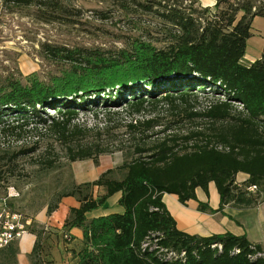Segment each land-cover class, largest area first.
Returning <instances> with one entry per match:
<instances>
[{
  "label": "trees",
  "instance_id": "trees-1",
  "mask_svg": "<svg viewBox=\"0 0 264 264\" xmlns=\"http://www.w3.org/2000/svg\"><path fill=\"white\" fill-rule=\"evenodd\" d=\"M115 1L126 11L133 7L154 13L168 43L158 48L136 38L125 47L106 50L43 46L60 67L47 80L36 72L0 80V136L20 141L27 133L44 130L64 146L69 164L97 163L108 151L95 142H81L80 136L88 131L75 122L82 104L107 96L113 107L125 106L139 115L145 105L177 100L188 128L173 129L178 133L152 141L179 122L146 116L129 120L125 128L132 151L123 154V165L93 183L72 181L48 207L47 215L64 197L79 202L63 225L64 231L82 230L75 264H264L262 247L244 236L199 237L179 231L162 203L163 194L176 195L181 204L196 200L195 189L207 191L210 182L217 189L220 207L212 210L200 203L199 211L214 214L226 204L248 208L264 200V49L260 59L249 66L242 63L252 20L264 18V0H215L211 8L195 7L196 0ZM4 5L41 6L49 15L65 11L60 0H0ZM198 92L212 97L199 110L188 105L189 97ZM158 93L164 94L162 99ZM158 127L161 131H154ZM34 148L16 155H27ZM47 159L43 165L51 169L54 162ZM238 173L248 176L240 187L235 185ZM250 186L257 187L255 194L247 193ZM95 187L104 194L93 198ZM116 193H121L122 213L86 218ZM151 234L158 236L159 247L184 251V262H164L154 252H142L141 243ZM13 243L0 254V264H17ZM213 244H220L221 251L212 249ZM234 249L239 253L232 254ZM40 250L35 244L31 264H51ZM255 253L263 257L251 261L248 256Z\"/></svg>",
  "mask_w": 264,
  "mask_h": 264
},
{
  "label": "rangeland",
  "instance_id": "rangeland-1",
  "mask_svg": "<svg viewBox=\"0 0 264 264\" xmlns=\"http://www.w3.org/2000/svg\"><path fill=\"white\" fill-rule=\"evenodd\" d=\"M207 1L196 0L194 6L201 8ZM60 2L65 11L53 15L41 6H0V80L10 74L23 77L33 72L47 80L49 75L56 74L60 63L46 54L43 46L47 45L106 50L125 47L136 38L150 41L158 48L168 43L161 19L154 13L133 7L130 11L123 10L115 0ZM160 93L158 97L162 99L164 94ZM211 99V96L198 92L189 97L188 105L197 110L203 109ZM81 106L83 109L78 110L75 122L88 129L80 136L81 142H95L108 151L101 156L117 155L123 161V154L132 151L131 137L126 134L125 128L129 120L146 116L157 117L163 123L179 122L164 135L153 136L152 141L188 128L184 108L177 100H160L156 104L145 105L139 115L125 106L113 107L107 96L97 103L92 98ZM46 113L56 115L52 110H46ZM154 131H161V127ZM21 139L16 141V137L0 136V193L6 186H13L18 191V197L10 203L11 210L31 219L30 231H36L37 217L46 215L48 207L57 202L58 196L68 191L72 176L64 146L48 132L38 130L23 135ZM178 145L182 147L179 142ZM33 147L35 150L32 153L16 155L20 150ZM47 158L54 162L51 169L43 165ZM40 247L42 257H45L49 246L42 244Z\"/></svg>",
  "mask_w": 264,
  "mask_h": 264
},
{
  "label": "crops",
  "instance_id": "crops-1",
  "mask_svg": "<svg viewBox=\"0 0 264 264\" xmlns=\"http://www.w3.org/2000/svg\"><path fill=\"white\" fill-rule=\"evenodd\" d=\"M215 0H208L202 7H213ZM251 36L246 42V50L242 63L249 66L260 59L264 49V18L255 17L251 23ZM120 156H99L97 163L93 160L76 161L70 163L72 181L76 185L93 183L108 170H115L123 165ZM248 176L238 173L235 177V185L240 187ZM104 194L99 187L93 189V198ZM264 195V194H263ZM196 200H188L181 204L178 197L173 194H163L162 203L175 221L176 228L188 235L210 237L230 233L234 236H244L250 243L260 245L264 250V200L255 206L237 208L232 204H226L221 212L210 214L199 211V204L207 205L212 210L220 207V197L213 182L207 185V191L201 188L195 189ZM121 193L109 197L103 207L86 214L88 220L120 214L123 209L118 200ZM79 202L73 197H64L57 208L50 215L37 217V232L29 231L23 237L13 243L17 248V264H31L30 255L35 244L49 246L47 260L51 264H75L74 255L82 246V230L72 228L63 230L65 220L71 208H78ZM31 220V219H30ZM32 222V221H31ZM32 226V225H31ZM31 228V227H30ZM68 235L70 241H65ZM5 249L0 250V254ZM5 252V251H4Z\"/></svg>",
  "mask_w": 264,
  "mask_h": 264
},
{
  "label": "built area",
  "instance_id": "built-area-1",
  "mask_svg": "<svg viewBox=\"0 0 264 264\" xmlns=\"http://www.w3.org/2000/svg\"><path fill=\"white\" fill-rule=\"evenodd\" d=\"M256 186H250L246 188L247 193L255 194L257 192ZM0 193V250L8 247L11 243L21 239L23 235L28 232V228L31 226V220L23 217L20 213L11 210L10 203L13 199L18 197V191L13 186H6ZM65 241H70V237L65 235ZM158 236L151 234L145 238L141 243L140 250L143 252H154L156 257L160 261H181L184 262L186 254L184 251L175 252L172 250L164 249L158 246ZM212 249H217L219 252L222 249L220 244H213ZM239 250L234 249L232 254H238ZM262 253H255L248 256L253 261L262 258Z\"/></svg>",
  "mask_w": 264,
  "mask_h": 264
}]
</instances>
